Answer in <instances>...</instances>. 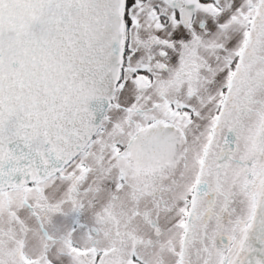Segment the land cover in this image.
<instances>
[{
    "label": "snow or ice",
    "instance_id": "6c2138e0",
    "mask_svg": "<svg viewBox=\"0 0 264 264\" xmlns=\"http://www.w3.org/2000/svg\"><path fill=\"white\" fill-rule=\"evenodd\" d=\"M0 264H264V0H0Z\"/></svg>",
    "mask_w": 264,
    "mask_h": 264
}]
</instances>
